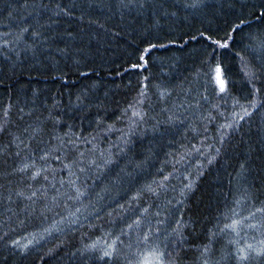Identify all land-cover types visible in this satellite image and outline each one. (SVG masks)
<instances>
[{
	"label": "trees",
	"instance_id": "obj_1",
	"mask_svg": "<svg viewBox=\"0 0 264 264\" xmlns=\"http://www.w3.org/2000/svg\"><path fill=\"white\" fill-rule=\"evenodd\" d=\"M151 260L264 264V0H0V264Z\"/></svg>",
	"mask_w": 264,
	"mask_h": 264
},
{
	"label": "rangeland",
	"instance_id": "obj_2",
	"mask_svg": "<svg viewBox=\"0 0 264 264\" xmlns=\"http://www.w3.org/2000/svg\"><path fill=\"white\" fill-rule=\"evenodd\" d=\"M143 264H157V262L154 260H151V261L143 262Z\"/></svg>",
	"mask_w": 264,
	"mask_h": 264
},
{
	"label": "snow or ice",
	"instance_id": "obj_3",
	"mask_svg": "<svg viewBox=\"0 0 264 264\" xmlns=\"http://www.w3.org/2000/svg\"><path fill=\"white\" fill-rule=\"evenodd\" d=\"M217 73H218V76H219V73H220V69L219 68L217 69ZM220 83H221V86H223V80H220Z\"/></svg>",
	"mask_w": 264,
	"mask_h": 264
}]
</instances>
